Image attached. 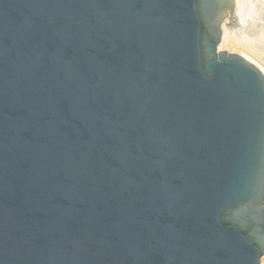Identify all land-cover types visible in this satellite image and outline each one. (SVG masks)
Wrapping results in <instances>:
<instances>
[{"label":"water","instance_id":"water-1","mask_svg":"<svg viewBox=\"0 0 264 264\" xmlns=\"http://www.w3.org/2000/svg\"><path fill=\"white\" fill-rule=\"evenodd\" d=\"M233 0H0V264H261L264 76Z\"/></svg>","mask_w":264,"mask_h":264},{"label":"rangeland","instance_id":"rangeland-1","mask_svg":"<svg viewBox=\"0 0 264 264\" xmlns=\"http://www.w3.org/2000/svg\"><path fill=\"white\" fill-rule=\"evenodd\" d=\"M252 7H255L254 4L249 8L252 9ZM245 17L242 21L238 19L239 22L233 15V12L227 16L228 19L222 25L224 28L222 29V35L228 42L224 49L228 53L244 57L248 62L256 66L264 75V34L259 33L249 35L247 27L252 23L256 24V21L252 18L249 19L248 15ZM246 21L249 24H247ZM261 264H264V262H261Z\"/></svg>","mask_w":264,"mask_h":264},{"label":"bare ground","instance_id":"bare-ground-1","mask_svg":"<svg viewBox=\"0 0 264 264\" xmlns=\"http://www.w3.org/2000/svg\"><path fill=\"white\" fill-rule=\"evenodd\" d=\"M235 1L234 4V9H233V15L241 21L244 19L246 15L249 16V19L252 18L253 20L255 19L256 24L252 23L250 24L248 28V33L249 35L253 34H264V0H233ZM254 4V8L250 9L249 5ZM229 16V15H228ZM246 18V17H245ZM227 16L224 19V22L227 20ZM239 21V20H238ZM252 21V20H251ZM250 21V22H251ZM222 23V25L224 24ZM240 22V21H239ZM244 22V21H243ZM245 23V22H244ZM247 23V21H246ZM249 24V23H247ZM221 29H224L223 26H221ZM245 29V28H244ZM258 32V33H257ZM247 33V32H246ZM264 38V37H263ZM260 39V38H259ZM256 41V40H255ZM254 41V42H255ZM257 42V41H256ZM227 39L224 38V36H221V42L218 46V49L220 51H225L224 47L225 45L227 46ZM259 45V44H258ZM244 58V57H243ZM245 59V58H244ZM246 60V59H245ZM247 61V60H246ZM262 73V72H261ZM263 74V73H262ZM264 76V75H263ZM261 262H264V256L261 259Z\"/></svg>","mask_w":264,"mask_h":264}]
</instances>
